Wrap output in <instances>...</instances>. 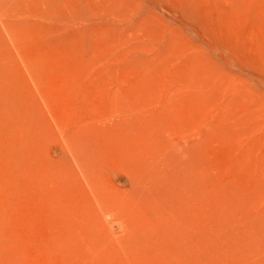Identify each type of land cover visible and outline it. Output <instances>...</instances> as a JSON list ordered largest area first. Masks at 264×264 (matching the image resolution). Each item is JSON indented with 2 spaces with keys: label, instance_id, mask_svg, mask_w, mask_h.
<instances>
[{
  "label": "rangeland",
  "instance_id": "rangeland-1",
  "mask_svg": "<svg viewBox=\"0 0 264 264\" xmlns=\"http://www.w3.org/2000/svg\"><path fill=\"white\" fill-rule=\"evenodd\" d=\"M0 99V264H264V0H0Z\"/></svg>",
  "mask_w": 264,
  "mask_h": 264
},
{
  "label": "bare ground",
  "instance_id": "bare-ground-1",
  "mask_svg": "<svg viewBox=\"0 0 264 264\" xmlns=\"http://www.w3.org/2000/svg\"><path fill=\"white\" fill-rule=\"evenodd\" d=\"M71 25H72V24H71ZM63 26H64V25H63ZM72 27H74V26H72ZM75 27H76V26H75ZM75 27H74V29H75ZM72 29H73V28H72ZM66 31H67V30H66ZM76 31H77V30H76ZM61 32H62V31H61ZM72 33H73V32H72ZM64 34H65V33H64ZM91 54H92V53H91ZM91 54H90V55H91ZM92 55H93V54H92ZM87 57H89V56H87ZM90 57H91V56H90ZM84 58H85V57H84ZM95 63H97V62H95ZM194 63H195V62H194ZM121 69H122V68H121ZM95 70H96V69H95ZM98 70H99V69H98ZM100 71H101V70H100ZM105 71H106V70H105ZM92 72H93V71H92ZM94 72H95V71H94ZM96 72H97V71H96ZM100 73H101V72H100ZM92 75H93V74H92ZM95 75H96V74H95ZM101 75H102V74H101ZM101 78H102V77H101ZM93 79H94V78H93ZM105 79H106V78H105ZM96 80H97V79H96ZM91 85H92V84H91ZM76 87H77V86H76ZM74 89H75V88H74ZM78 89H79V88H78ZM234 96H235V95H234ZM0 100H1V99H0ZM112 109H113V108H112ZM76 110H77V109H76ZM109 110H110V109H109ZM121 110H122V109H121ZM94 111H95V110H94ZM113 111L115 112V110H113ZM154 114H155V113H154ZM93 116H95V115H93ZM138 116H139V115H138ZM72 117H74V115H73ZM75 117H77V116H75ZM78 117H79V116H78ZM82 118L85 119V117H82ZM96 118H97V117H96ZM75 119H76V118H75ZM77 119H79V118H77ZM137 119H139V118H137ZM137 119H135V121H137ZM89 120H91V122H92V118H90ZM141 120H142V119H141ZM141 120H140L139 122H141ZM78 121H79V122H78ZM78 121H76V122L74 121V122H75V126H76V124H78V123H79V126H80V122H81V120H78ZM82 122H84V120H83ZM82 122H81V123H82ZM85 122H86V121H85ZM91 122H90V121H87V124H88V123L91 124ZM94 122H95V121H94ZM143 123H145V122H143ZM90 124H88L87 127H89ZM133 124H134V123H133ZM82 125H83V127H82ZM82 125H81V127H82V131H83V128H84L85 125H84V123H82ZM11 126H12V125H11ZM79 126L77 127V129L79 128ZM87 127H86V128H87ZM117 127H118V126H117ZM143 127H144V126H143ZM1 128H2V127H1ZM75 128H76V127H75ZM132 128H133V127H131V129H132ZM84 129H85V128H84ZM87 129H89V128H87ZM139 129H140V128H139ZM123 130H124V128H123ZM133 130H134V129H133ZM127 131H128V130H127ZM140 131H141V129H140ZM145 131H146V130H145ZM76 132H77V131H76ZM79 132H80V130H79ZM115 132L117 133V130H116ZM129 132H130V131H129ZM9 133H10V132H9ZM11 133H12V132H11ZM77 133H78V132H77ZM77 133H76V134H77ZM121 133H122V131H121ZM124 133H125V132H124ZM137 133H138V132H137ZM7 134H8V132H7ZM117 134H118V133H117ZM138 135H140V134H138ZM1 136H2V135H1ZM3 136H4V135H3ZM6 136H8V135H6ZM12 136H13V134H12ZM96 136H97V135H96ZM117 136H119V135H117ZM130 136H131V134H130ZM130 136H129V138H132V137H130ZM145 136H146V135H145ZM147 136H148V133H147ZM83 137H84V136H83ZM93 137H94V136H93ZM97 137H98V136H97ZM100 137H101V136H100ZM100 137H99V138H100ZM142 137H143V136H142ZM7 138H8V137H7ZM117 138H120V137H117ZM129 138H128V139H129ZM147 138H148V137H147ZM0 139H1V138H0ZM11 139H12V138H11ZM73 139H74V138H73ZM73 139H72V140H73ZM81 139H82V138H81ZM91 139H93V138H91ZM91 139H90V140H91ZM95 140H96V139H95ZM121 140H122V139H121ZM142 140H143V139H142ZM153 140H154V139H153ZM91 141H92V140H91ZM91 141H90V142H91ZM116 141H118V139H117ZM116 141L114 140V142H116ZM122 141H123V140H122ZM134 141H135V139H134ZM151 141H152V140H151ZM0 142H1V141H0ZM92 142H93L92 144L95 143L94 141H92ZM123 142L125 143V141H123ZM1 143H2V142H1ZM124 143H123V144H124ZM127 143H129V142H127ZM72 144H76L75 141H74V143H73V141H72ZM90 144H91V143H90ZM129 144H130V143H129ZM135 144H136V143H135ZM135 144H134V142H133V144H132L131 146L134 147ZM83 145H84V144H83ZM120 145H122V143H121ZM125 145H126V147H127L128 144H125ZM92 146H93V145H92ZM94 147H95V146H94ZM115 147H116V148H115V149L113 148V149H114V151H115V150L117 151V148H118V147H117V146H115ZM123 147H125V146L123 145ZM123 147H121L122 150H123ZM126 147H125V148H126ZM128 147H129V145H128ZM148 147H149L148 150H150V153H151V152L154 153L155 150H152L150 146H148ZM80 148H81V147H79V149H80ZM87 148H89V146H88ZM138 148L140 149L139 151H141V147H140V145H139ZM155 148H156V147H155ZM85 149H86V148H85ZM104 149H105V147H104ZM121 149H120V150H121ZM135 149H137V146H136V148H134V150H135ZM144 149H145V148H144ZM153 149H154V147H153ZM86 150H87V149H86ZM86 150H84V151H86ZM108 150H109V149H108ZM118 150H119V149H118ZM130 150H131V149H130ZM130 150H129V151H130ZM151 150H152V151H151ZM84 151H83V153H81V155L84 154ZM102 151H103V150H102ZM112 151H113V150H112ZM116 151H115V153H112L111 151H109V152H110L111 154H113L112 156H114V154H118V152H116ZM123 151H125V150H123ZM135 151H137V153H138V150H135ZM125 152H126V151H125ZM132 152H133V149H132ZM141 152H142V151H141ZM141 152H140V155L143 154V153L141 154ZM133 153H134V154H133ZM133 153H132V154H133L134 157L132 156V158H131L132 160L130 161V165H131V162L134 161V158H135V152H133ZM137 153H136V154H137ZM144 153H145V151H144ZM155 153H157V152H155ZM155 153H154V154H155ZM119 154H120V153H119ZM119 154H118V155H119ZM128 154H130V153H128ZM128 154H127V155H128ZM107 155H110V154L107 152ZM107 155H106V156H107ZM120 155H121V154H120ZM157 155H158V154H157ZM102 156H103V155H102ZM115 156H116V155H115ZM122 156H123V155H122ZM125 156H126V155H125ZM125 156H123V157H125ZM137 156H138V155H137ZM151 156L153 157V155H151ZM123 157L120 156V159H123ZM145 157H146V156H145ZM154 157H155V156H154ZM158 157H159V156H158ZM107 158H108V157H107ZM161 158H162V157H161ZM111 159H112V158H111ZM115 159H116V161H117V159H118V161L120 162V160H119V156H117V158H115ZM115 159H114V160H115ZM154 159H155V158H153V160H154ZM167 159H168V158L166 157V160H167ZM169 159H170V158H169ZM136 160H137V158L135 159V161H136ZM156 160H158V159H156ZM93 161H94V160H93ZM105 161H106V158H105ZM125 161H127V160H124V163H125ZM159 161H160V160H159ZM162 161H163V159L161 160V162H162ZM164 161H165V160H164ZM103 162H104V160H103ZM112 162H113V161H112ZM148 162H151V161H148ZM171 162H172V161H171ZM94 163H95V162H94ZM96 163H97V162H96ZM96 163H95V164H96ZM107 163H110V162H108V160H107ZM114 163H115V162H114ZM114 163H113V164H114ZM121 163H123V161H121ZM132 163H133V162H132ZM151 163H152V162H151ZM157 163H158V161H157ZM159 163H160V162H159ZM98 164H99V162H98ZM102 164H103V163H102ZM116 164H117V162H116ZM139 164H140V163H139ZM142 164H143V163H142ZM163 164H164V163H163ZM168 164H169V163H168ZM99 165H100V164H99ZM99 165H98V166H99ZM105 165H106V164H105ZM105 165H103V166H105ZM119 165H120V164H119ZM122 165H123V164H122ZM128 165H129V164H128ZM128 165H127V166H128ZM130 165H129V168H130ZM132 165H133V164H132ZM143 165H144V164H143ZM143 165L140 164L141 167H142ZM147 165H148L149 169H153V170L155 169V167H153V166H154L153 163H152L151 165H150V164H145V166H147ZM159 165H160V164H159ZM98 166L96 165V168H97ZM101 166H102V165H101ZM116 166H117V165H116ZM150 166H152L153 168H151ZM160 166H161V165H160ZM182 166H183V165H182ZM105 167H106V166H105ZM118 167L121 168V165L118 166ZM132 167H134V166H131V168H132ZM164 167H166V166H164ZM164 167H162V168H164ZM178 167H179V166H178ZM178 167H175L177 170H175V168L173 167V169H172L173 171L170 170V171H172V173H171L172 176L169 174L166 178H168V177H169L170 179L172 178L173 181H174V178H175V177L173 178V174H174V172L179 173V172H177V171H178L180 168L183 170V171H181V172H184V169L186 168V167H180V168L178 169ZM96 168H95V169H96ZM102 168L104 169V167H102ZM126 168H128V167H126ZM162 168H159V166H158V169H162ZM166 168H167V167H166ZM93 169H94V168H93ZM124 169H125V168H124ZM133 169H134V168H133ZM142 169H144V171H145L144 166L142 167ZM158 169H157V170H158ZM97 170H98V172H99V171L101 172L100 169H97ZM126 170H127V169H126ZM136 170H138V169H136ZM136 170H135V171H136ZM147 170H148V169H147ZM167 170H169V168H168ZM167 170H166V171H167ZM174 170H175V171H174ZM144 171H143V172H144ZM155 171H156V170H155ZM155 171H154V173H156ZM159 171H160V170H159ZM179 171H180V170H179ZM122 172H123V170H122ZM136 172H137V171H136ZM148 172H150V170H148ZM161 172L164 173V174H163L164 176H165V174L167 175V173H168V172L165 173L164 170H161ZM120 173H121V172H120ZM141 173H142V171H141ZM145 173H146V172H145ZM150 173H151V172H150ZM157 173H158V174H157ZM157 173H156V174H157L156 176L159 175V172H157ZM176 173H175V174H176ZM189 173H190V172H189ZM189 173L187 172V175H189ZM128 174H129V173H128ZM100 175H101V173H100ZM136 175H137V174H136ZM136 175H135V176H136ZM142 175L144 176V174H142ZM145 175H147V174H145ZM148 175H149V174H148ZM151 175H152V174H151ZM151 175H150V178H151ZM160 175H161V174H160ZM160 175H159V179L162 180L164 177H163V175H162V176H161L162 178H161ZM176 175H177V174H176ZM124 176H126V175H124ZM131 176H132V174L129 175V176H127V178L129 177V179H130ZM143 176H142V178H141V175H140V178H141L142 180L139 179L140 181H139V183L136 182V183H135L136 185H137V184H140V186H141V184H142L143 182H142V183H140V182L143 181V180L145 179V176H144V178H143ZM170 176H171V177H170ZM147 177H148V176H147ZM176 177H177V176H176ZM178 177H179V174H178ZM99 178H100V177H99ZM132 178H133V177H132ZM135 178H136V177H134V180H135ZM156 178H158V177H156ZM166 178H164L163 180H165ZM186 178H187V177H186ZM190 178H191V177H190ZM129 179H128L127 181H130ZM136 179H137V178H136ZM181 179H182V180H181ZM181 179H178V178H177V180H179V182H183V180H184V182H185V178H181ZM39 180H40V179H39ZM98 180H99V179H98ZM132 180H133V179H132ZM161 180H159L160 183H161ZM166 180H167V179H166ZM166 180H165V182H167V181L169 182V180H167V181H166ZM186 180H187V182H189L188 178H187ZM145 181H146V180H145ZM148 181L151 183L152 180H151V181L148 180ZM61 182H62V180H61ZM66 182H67V181H66ZM154 182H155V180H154ZM165 182H162L163 184L161 183V184H162V187L165 185ZM171 182H172V180H170V186L172 185ZM176 182H177V181H175V183H176ZM179 182L176 183V188H177V186H181V187L184 189L183 193H184V192H188V191L185 190V188L183 187V185L186 184L188 187H190V184H191L190 182H191V181L189 182V185H188L186 182H185L183 185H182V183H181V185H180ZM63 183H64V184H62V185H66L64 181H63ZM98 183H99V185H100V182H98ZM173 183H174V182H173ZM175 183H174V184H175ZM59 184H60V182H59ZM59 184H58V186H59ZM126 184H127V183H126ZM128 184H130V183H128ZM143 184H144V183H143ZM143 184H142V186H143ZM156 184H157V183H155V185H156ZM166 184H167V183H166ZM178 184H179V185H178ZM95 185H96V184H95V182H94V186H95ZM102 185H103V183H102ZM133 185H134V183H133ZM136 185H135V186H136ZM145 185H146V184H145ZM92 186H93V184H92ZM130 186H131V185H130ZM138 186H139V185H137V187H138ZM165 186H167V188L169 187V191L171 192V193H167V195H168V194H169V195L171 194V197H173V195H172V194H173V193H172L173 191L170 189V186H168V184L165 185ZM165 186H164V187H165ZM37 187H38V186H37ZM55 187H56V186H55ZM62 187H63V186H62ZM64 187H65V186H64ZM66 187L68 188L69 186L66 185ZM132 187H133V186H132ZM157 187H158V185H157ZM157 187H156V188H157ZM162 187H161V189H162ZM164 187H163L162 190H164ZM96 188H97V187H96ZM130 188H131V187H129L128 191L130 190ZM135 188H136V187H135ZM139 188H141V187H139ZM139 188H137V190H138ZM153 188H154V187H153ZM176 188H175V189H176ZM131 189H132V188H131ZM133 189H134V188H133ZM133 189H132V190H133ZM177 189L179 190L180 187L177 188ZM56 190H57V188H56ZM144 190H146V189H144ZM148 190H149V189H147L146 192H149V193H150V191H148ZM150 190H151V189H150ZM152 190H153V189H152ZM178 190H177V191H178ZM180 190H181V189H180ZM154 191H155V190H154ZM165 191H166V189H165ZM93 192H94V191H93ZM100 192H101V190H100ZM103 192H104V191H103ZM131 192H134V190L131 191ZM131 192H129V194H131ZM140 192H141V190H140ZM163 192H164V191H163ZM98 193H99V192H98ZM109 193H110V192H109ZM115 193H116V192H115ZM137 193H138V192H137ZM149 193H148V195H149ZM158 193H159V192H157V194H158ZM177 193H178V192H177ZM188 193H189V192H188ZM95 194H96V192H95ZM95 194H94V195H95ZM102 194H103V193H102ZM102 194H101V195H102ZM105 194H106V192H105ZM116 194H117V193H116ZM124 194H125V193H124ZM126 194H127V193H126ZM141 194H142V193H141ZM144 194H145V191H144ZM144 194H143V197H144V196L147 197V195H144ZM146 194H147V193H146ZM150 194H151V193H150ZM152 194H153V193H152ZM152 194H151L150 196H153V197H151L150 200L155 199V195H152ZM155 194H156V193H155ZM175 194H176V192H175ZM180 194H181V193H180ZM184 194H186V193H184ZM55 195H56V194H55ZM101 195H100V197H101ZM117 195H119V193H118ZM131 195H133V194H131ZM138 195H139V193H138ZM188 195H190V194H188ZM58 196H59V195H58ZM102 196H103V195H102ZM106 196H107V195H106ZM121 196H122V194H121ZM139 196H140V195H139ZM191 196H192V195H191ZM114 197H115V196H114ZM116 197H117V196H116ZM128 197H129V196H128ZM128 197H127V198H128ZM140 197H141V196H140ZM146 197H145V198H146ZM160 197H161V196H160ZM166 197L171 198V197H169V196H166ZM106 198H107V197H106ZM130 198H132V196H131ZM136 198H137V196H136ZM161 198H162V197H161ZM174 198H175V197H174ZM46 199H47V198H46ZM68 199H69V198H68ZM76 199H77V198H76ZM102 199H103V198H102ZM108 199H109V198H108ZM108 199H107V201H108ZM110 199H111V197H110ZM112 199H113V198H112ZM114 199H115V198H114ZM117 199L119 200V198H117ZM120 199H121V197H120ZM146 199L148 200V197H147ZM172 199H173V198H172ZM53 200H54V199H53ZM63 200H64V199H63ZM100 200H101V199H100ZM100 200H99V201H100ZM105 200H106V199H105ZM121 200H122V199H121ZM121 200H120L119 202H121ZM130 200H131V199H130ZM139 200H140V198H139ZM142 200H144V199H141L140 201H142ZM150 200H149V202H150ZM155 200H156V199H155ZM167 200H168V199H167ZM169 200H170V199H169ZM56 201H57V200H56ZM101 201H102V200H101ZM101 201H100V202H101ZM110 201H111V200H110ZM124 201L127 202V199L123 198V202H124ZM134 201H135V199H134ZM134 201H133V202H134ZM140 201H139V202H140ZM156 201H157V200H156ZM158 201H159V200H158ZM100 202H99V203H100ZM102 202H103V201H102ZM112 202H113V201H112ZM126 202H124V207H125V209H126V206H125ZM128 202H129V199H128ZM133 202H130V204L132 205ZM139 202H137V203H139ZM147 202H148V201H147ZM152 202H154V201H152ZM152 202H150L149 204L152 205V204H153ZM162 202H163V201H162ZM167 202H169V201H167ZM55 203H56V202H55ZM113 203H114V202H113ZM137 203H135V204H137ZM140 203H141V202H140ZM155 203H156V202H155ZM10 204H11V203H10ZM77 204H78V203H77ZM115 204H117V205H118V208H119V203H118V202H115ZM149 204L147 203V207L150 206ZM156 204H157V203H156ZM156 204H155V206H156ZM53 205H54V203H53V204H50V208H51ZM110 205H112V203H111ZM122 205H123V203L121 204V208H122ZM142 205H143V204H141V206H142ZM157 205H158V204H157ZM160 205H161V204H160ZM162 205H163V204H162ZM165 205H167V204L165 203ZM11 206H12V205H11ZM62 206H63V205H62ZM114 206H116V205H114ZM129 206H130V205H129ZM153 206H154V205H152V207H153ZM155 206H154V207H155ZM104 207H105V206H104ZM156 207H157V206H156ZM164 207H165V206H164ZM167 207H168V205H167ZM50 208H49V209H50ZM58 208H59V207H58ZM58 208L56 207V209H58ZM150 208H151V206L149 207V209H150ZM160 208H161V207H160ZM160 208H158V209H160ZM165 208H166V207H165ZM168 208H169V207H168ZM56 209H55V207H54V209H53L54 211H52V210H50V211H51L52 213L57 214V211L55 212ZM112 209H113V207H112ZM115 209H116V207H115ZM115 209H114V210H115ZM122 209H123V208H122ZM122 209H121V210H122ZM143 209H144V208H143ZM155 209H156V208H155ZM155 209H154V210H155ZM70 210H72V209H70ZM70 210H69V211H70ZM86 210H88V209H86ZM102 210H104L103 207H102ZM131 210H132V209H131ZM141 210H142V209H141ZM141 210L139 209V212H140ZM28 211H29V210H28ZM50 211H49L48 213H51ZM83 211H84V209H83ZM89 211H90V210H89ZM89 211H88V212H89ZM99 211H100V210H99ZM117 211H118V209H117ZM117 211H116V212H117ZM127 211H128V209H127ZM129 211H130V210H129ZM129 211H128V213H127V212H124L123 214H129ZM132 211H133V210H132ZM137 211H138V209H137ZM148 211H150V210H148ZM155 211H156V212L154 213V215L157 214V216H158L159 214L157 213V209H156ZM169 211H171V210H169ZM169 211H168V212H169ZM66 212H67V211H66ZM66 212H65V213H66ZM108 212H110V211H108V209H107L106 214H107ZM116 212H115V213H116ZM130 212H131V211H130ZM141 212H142V215H143V210H142ZM141 212H140V213H141ZM160 212H162L161 209H160ZM160 212H159V213H160ZM171 212H172V211H171ZM52 213H51V217H53V216H52ZM58 213H59V212H58ZM85 213H86V212H85ZM115 213H114V214H115ZM133 213H134V212H133ZM133 213H132V214H133ZM148 213H149V212H148ZM148 213H147V214H148ZM169 213H170V212H169ZM16 214H17V213H16ZM55 214H53V215H55ZM66 214H67V213H66ZM70 214H71V213H70ZM78 214H79V212H78ZM114 214H113V218L115 217L116 220L118 221L119 217H118V216H115ZM120 214H121V213H120ZM145 214H146V213H145ZM88 215H90V216H89V219L91 220L92 215H94V214H93V211H92V214H87V216H88ZM121 215H122V214H121ZM135 215H136V214H135ZM151 215H153V214H151ZM161 215H162V216L164 215L163 212H162ZM49 216H50V215H49ZM57 216H58V215H57ZM67 216H68V215H67ZM71 216H73V215L71 214ZM123 216H125V215H123ZM123 216H122V217L120 216V218L122 219ZM126 216H127V215H126ZM126 216H125V217H126ZM128 216H129V215H128ZM143 216H144V219H145V217H147V216H145V215H143ZM159 216H160V215H159ZM159 216H158L157 218H159ZM51 217H50V218H51ZM55 217H56V216H54V218H55ZM78 217H79V216H78ZM90 217H91V218H90ZM109 217H112V215L109 216ZM117 217H118V218H117ZM125 217H124V218H125ZM132 217H133V216H132ZM139 217H140V215H139ZM139 217H138L137 219H139ZM155 217H156V215H155ZM163 217H164V216H163ZM163 217H162V218H163ZM74 218H76V217H74ZM74 218H72L71 221H73V223L75 224V221H74L75 219H74ZM86 218L88 219V217H86ZM86 218H85V219H86ZM124 218H123V219H124ZM130 218H131V217H130ZM130 218L127 217L129 223L126 222V223L129 224V226L132 224V223L130 224L131 219H134V218H131V219H130ZM140 218H141V217H140ZM55 219H56V218H55ZM73 219H74V220H73ZM94 219H95V218H94ZM121 219H119V220H121ZM129 219H130V221H129ZM166 219H167V218H165V220H166ZM50 220H52V219H50ZM59 220H62V219H59ZM90 220H88V223H87V224H89V221H90ZM135 220H136V219H134V221H135ZM145 220L148 222V218L145 219ZM153 220H154V219H153ZM160 220H161V216H160ZM162 220H163V219H162ZM168 220H169V219H168ZM170 220H171V218H170ZM62 221H63V220H62ZM77 221H78V220H77ZM81 221H82V220H81ZM143 221H144V220H143ZM143 221H141V222H143ZM150 221H151V220H150ZM155 221H156V220H155ZM157 221H159V220L157 219ZM58 222H59V221H58ZM85 222H86V220H85ZM91 222H92V221H91ZM121 222H123V223H121V230H124L125 228H128V227H129L124 221H121ZM132 222H133V221H132ZM147 222H145V223H147ZM161 222H162V221H161ZM164 222H165V221H163L162 223H164ZM55 223H56V222H55ZM61 223H64V222H61ZM61 223H60V224H61ZM68 223L71 225V222L68 221ZM80 223H81L80 225L83 226V223H82V222H80ZM97 223H98V222H97ZM124 223H125V224H124ZM145 223H144V225L146 226ZM149 223H150V222H149ZM53 224H54V223H53ZM64 224H65V223H64ZM76 224H77V223H76ZM135 224H137V222H136ZM57 225H58V223H57ZM70 225H69V228H70ZM80 225H79V228L82 227V226L80 227ZM84 225H86V224H84ZM92 225H93V224L91 223V226H90L91 228H90L89 226H87V227L85 226V227L88 228V229H93L92 227H94V226H92ZM97 225H98V224H97ZM97 225H95V226H97ZM126 225H127L128 227H127ZM67 226H68V225H67ZM72 226H74V225L72 224L71 227H72ZM75 226H76V225H75ZM77 226H78V225H77ZM134 226H137V225L132 224V227H134ZM145 226H143V228H144ZM147 226H149V224H148ZM48 227H49V225H48ZM56 227H57V226H56ZM62 227H63V226H62ZM64 227H65V225H64ZM64 227H63V228H64ZM149 227H150V226H149ZM69 228H67V229L64 228V229H65V233H67L66 231L69 230ZM72 228H73V227H72ZM72 228H70V230H72ZM75 228H77V227H75ZM75 228H74L73 230H75ZM86 228L83 230V231H85V232L82 234V236L80 235V236L78 237V235H77L78 238H81V237L83 238V235H84L85 233H86V234H85L84 236H86V238H88L89 236H91L90 233H91V231H93L94 229L90 231V230H88V229H86ZM94 228H95V227H94ZM98 228H99V226H98ZM104 228H105V226H104ZM143 228L141 227V229H143ZM146 228H148V227H146ZM146 228H144V231H145ZM170 228H171V227H170ZM64 229H63V231H64ZM81 229H82V228H81ZM157 229H159V228H157ZM70 230H69V231H70ZM117 230H118V229H117ZM127 230H130V233H129V235H130V234L135 230V228H134V229H131V228L129 227V229H126L125 232H126ZM131 230H132V231H131ZM151 230H152V229H150V231H151ZM154 230H156V229H154ZM192 230H193V229H192ZM192 230H190V231H192ZM29 231H30V230H29ZM88 231H90V233L88 234L89 236H87ZM95 231H98L97 228H96ZM114 231H115V230H114ZM114 231H113V232H114ZM144 231H143V233L141 232V233H139V234L144 236V235L146 234V231H147V230H146L145 232H144ZM150 231H149V237H151L150 235H152V233H153L152 231H151V233H150ZM173 231H174V232H177V230L175 231L174 228H173ZM190 231H189V232H190ZM54 232H55V231H54ZM56 232H57V233H56ZM56 232H55V235H56V234L58 235V234H59L58 230H57ZM74 232H75V231H74ZM108 232H109V231H108ZM108 232H107V233H108ZM122 232H123V231H122ZM134 232H135V234H136V230H135ZM155 232H156V231H154V233H155ZM174 232H173V233H174ZM189 232H187V233H189ZM65 233L62 232V234H64V236H66V237H63V238L60 237V238H59V235H58V238H59V239H57V240L62 241L64 238L67 239V238H68V235H67V234L65 235ZM70 233L74 234V233L71 232V231H70ZM81 233H82V232H81ZM98 233H99V231H98ZM119 233H120V232H119ZM137 233H138V232H137ZM144 233H145V234H144ZM154 233H153V234H154ZM192 233H193V232H192ZM32 234H33V233H32ZM38 234H39V233H38ZM72 234L70 235L72 241L70 240V241H68V242H71V243H72V244H71L72 247H73V248L71 247L72 250L74 249V251H75L76 253H78L77 255L79 256L80 253H79L78 251L81 250V249L77 248L76 245L74 246V244H75V239H73L74 237H72V236H73ZM79 234H80V232H79ZM132 234L135 235L134 233H132ZM189 234H191V233H189ZM189 234H188V236H189ZM92 235H93V234H92ZM95 235H97V234H95ZM108 235H109L108 238H109L110 236H112L111 234H108ZM123 235L126 236L125 234H121L120 236L122 237ZM133 235H132V236H133ZM137 235H138V234H137ZM137 235L134 236V237L138 238ZM155 235H156V234H155ZM179 235H181V234H179ZM179 235H178V237H179ZM101 236H102L101 234H100V237H99V235H98L99 238H101ZM114 236H115V235H114ZM114 236H112V237H114ZM120 236H118V238H120ZM124 236H123V237H124ZM130 236H131V235H130ZM132 236H131V238H132ZM152 236H154V235H152ZM190 236H191V235H190ZM92 237H93V236H92ZM96 237H97V236H96ZM96 237H94L93 240H96V239H97ZM123 237H122V238H123ZM128 237H129V236H128ZM53 238H54V237H53ZM78 238H76V239H78ZM86 238L84 237V240H85ZM89 238H90V237H89ZM95 238H96V239H95ZM118 238H117V241H118V240L120 241V239H118ZM124 238H126V237H124ZM136 238H135V240H136ZM146 238L149 239L148 237H146ZM158 238H159V237H158ZM158 238H157V239H158ZM46 239H47V238H46ZM55 239H56V237H55ZM66 239H65V240H66ZM69 239H70V238H69ZM69 239H68V240H69ZM101 239L104 240L103 236H102ZM109 239H110V238H109ZM133 239H134V238H133ZM133 239H131V241H132ZM153 239H154V238H153ZM161 239H163V238H161ZM188 239H189V238H188ZM188 239H187V240H188ZM190 239H191V237H190ZM41 240H43V239H41ZM103 240H102V241H103ZM112 240H113V239H112ZM112 240H111V243H112ZM124 240H125V239H124ZM135 240H134V241H135ZM177 240H178V239H177ZM39 241H40V240H39ZM39 241H38V242H39ZM73 241H74V243H73ZM89 241H90V240H89ZM89 241H88V242H89ZM96 241H98V240H96ZM100 241H101V240H100ZM117 241H116V242H117ZM119 241H118V242H119ZM126 241H128V240H126ZM144 241H145V240H144ZM149 241H150V240H149ZM158 241H159V240H158ZM185 241H186V240H185ZM34 242H35V241H34ZM44 242H45V241H44ZM55 242H57V241H55ZM55 242H54V243H55ZM66 242H67V240H66ZM77 242H78V240H77ZM80 242H82V240H81ZM80 242H79V244L81 245L82 243H80ZM85 242H86V241H85ZM91 242H92V241H91ZM136 242H137V241H136ZM142 242H143V241H142ZM142 242H141V243H142ZM146 242H147V241H146ZM146 242H145V243H146ZM150 242H151V241H150ZM186 242H187V241H186ZM190 242H191V241H190ZM190 242H189V243H190ZM47 243H48V242H47ZM51 243H53V242H51ZM54 243H53V245H55L56 248H54V247H53V248H54V249H57V252H58V250H60V249H58V246H59V245L56 246V244H54ZM59 243H60V242H59ZM59 243H57V244H59ZM64 243H65V242H64ZM64 243H63V245H62V243H61V245L64 246ZM93 243H94V242H93ZM104 243H105V241H104ZM114 243H115V242H114V240H113L112 245H113ZM134 243H135V242H133V243H131V244H134ZM141 243H140V245H141ZM148 243H149V242H148ZM152 243H153V242H152ZM158 243H159V242H158ZM169 243H171V242H169ZM169 243H168V244H169ZM191 243H192V242H191ZM38 244H39V243H38ZM86 244H87V243H86ZM86 244L84 243V247H87V246H88V245L86 246ZM115 244H116V243H115ZM47 245H48V244H46V246H47ZM49 245H51V244L49 243ZM98 245H100V244H96V245H94V246H96V248H95L93 245H92V246H89V247H90V248L93 247V249L95 248L94 250H97V248L99 247ZM101 245H102V244H101ZM140 245L138 246V248L140 247ZM143 245H144V244H143ZM174 245H175L174 242H172L169 246L171 247V246H174ZM176 245H177V244H176ZM46 246H45V247H46ZM51 246H52V245H51ZM62 246H59V248L62 247ZM81 246H82V245H81ZM105 246H106V243H105ZM118 246H119V245H118ZM123 246L125 247L126 244L123 245ZM123 246H122V244L120 245V247H123ZM128 246H129V244H127V247H126V248L129 249L130 246H129V247H128ZM157 246H159V245H157ZM157 246H156V247H157ZM166 246H167V244H166ZM37 247H38V246H37ZM42 247L44 248V246L42 245L41 247H39V249L41 248V250H44V249L46 250V248L42 249ZM49 247H50V246H49ZM74 247H76L77 251H76V249H75ZM101 247H102V246H101ZM141 247H142V246H141ZM145 247H146V246H145ZM148 247H150V245H149ZM151 247H152V246H151ZM160 247H162V246H160ZM179 247H180V246H178V248H176V247H175V248L178 250ZM186 247H187V246H186ZM189 247H190V245H189ZM22 248H24V247H22ZM50 248H51V250H49V251H54V250H52V249H53L52 247H50ZM130 248H131V247H130ZM136 248H137V246H136ZM171 248H172V247H171ZM171 248H170V249H171ZM180 248H181V247H180ZM182 248L185 249L183 246H182ZM182 248H181V249H182ZM0 249H1V248H0ZM37 249H38V248H37ZM47 249H49V248H47ZM67 249H69V247H67ZM84 249H85V248H84ZM88 249H89V248H87V250H88ZM108 249H109V248H108ZM133 249H134V251H133ZM187 249H188V248H187ZM191 249H192V248H191ZM5 250H6V249H5ZM61 250H63V247L61 248ZM72 250H70L69 254H70V253H71V254L74 253V251L72 252ZM129 250H130V251H133V252H131V253H135V251L138 250V249H135V247H134V248L132 247V250H131V249H129ZM129 250H128V251H129ZM189 250H190V249H189ZM2 251H3V250H2ZM49 251H47V252H49ZM109 251H111V250H109ZM113 251H114V250H113ZM185 251H186V250H182V252H184V253H185ZM187 251H188V250H187ZM206 251H207V250H206ZM0 252H1V251H0ZM42 252H43V251H42ZM42 252H41V253H42ZM54 252H55V251H54ZM86 252H87V251H86ZM86 252H85V254H87ZM96 252H97V251H96ZM139 252H140V251H139ZM178 252H179V251H178ZM188 252H189V251H188ZM207 252L209 253V251H207ZM207 252H206V254H207ZM210 252H211V251H210ZM82 253H83V252H82ZM82 253H81V255H82ZM89 253H90V252H89ZM91 253H92V252H91ZM109 253H110V252H107L108 255H110ZM111 253H112V251H111ZM124 253H125V252H124ZM129 253H130V252H129ZM131 253H130V254H131ZM146 253H147V252H146ZM146 253H145V254H146ZM176 253H177V252H176ZM202 253H205V252H202ZM44 254H46V253L44 252ZM53 254H54V253H53ZM55 254H57V253H55ZM60 254H61V253H60ZM60 254L58 253V255H60ZM71 254H70V255H71ZM83 254H84V253H83ZM85 254H84V255H85ZM94 254H95V253H94ZM104 254H105V253H104ZM107 254L104 255V256L108 258ZM114 254L117 255V253L114 252L113 255L111 254V256H115ZM118 254H119V252H118ZM137 254H139V253H137ZM180 254H181V252H180ZM189 254H193V252H192V253L189 252ZM209 254H210V253H209ZM250 254H251V253H250ZM255 254H256V253H255ZM255 254H254V255H255ZM50 255L52 256L51 253H50ZM74 255L76 256V254H73V255H71L70 258H71V261L74 260V262H75V260H77L78 258H77V259H74V258L77 257V256L74 257ZM119 255H120V254H119ZM131 255H132V254H131ZM173 255H174V253H173ZM175 255H176V254H175ZM196 255H197V254H196ZM212 255H213V254H212ZM54 256H55V255H54ZM61 256H62V255H61ZM61 256H59V258H60ZM67 256L69 257V255H67ZM72 256H73V258H72ZM97 256H98V254H97ZM135 256H136V255H135ZM146 256H147V255H146ZM182 256H184V255L182 254L181 256H179V258L182 257ZM190 256H191V255H190ZM192 256H193V255H192ZM199 256H201V255H199ZM210 256H211V254H210ZM223 256H224V255H223ZM234 256H235V255H234ZM248 256H249V255H248ZM256 256H257V255H256ZM44 257H46V256H44ZM44 257H43V258H44ZM82 257H84V256L82 255L80 258H82ZM85 257L87 258V256H85ZM85 257H84V258H85ZM92 257H96V254H95V256H94V255L91 256V258H92ZM115 257H116V256H115ZM121 257H122V256H121ZM147 257H148V256H147ZM154 257H155V256H154ZM175 257H177V256H175ZM187 257H189V256L187 255ZM187 257L185 256V258H187ZM194 257H196V256L194 255ZM216 257H217V255L213 258V260H215V262H216L217 259H218V262H216V264H218V263L221 264L222 261H221V263L219 262V259H220L221 257L215 259ZM253 257H254V256H253ZM259 257H260V256H259ZM52 258H53V257H51V260H52ZM89 258H90V257H89ZM107 258H102V259H101L100 256H99V259L103 260V262L105 261V263H106ZM122 258H123V257H122ZM130 258H131V257H130ZM155 258H156V257H155ZM177 258H178V257H177ZM179 258H178V259H179ZM197 258H198V256H197ZM209 258H210V257H209ZM222 258H223V257H222ZM46 259H47V258H46ZM54 259H57V258L54 257ZM65 259H67V258H65ZM72 259H73V260H72ZM104 259H106V260H104ZM108 259L111 260L110 257H109ZM131 259H132V258H131ZM158 259H159V258H158ZM178 259H175V260L177 261ZM207 259H208V255H207ZM210 259H211V258H210ZM210 259H208V261H209ZM250 259H251V258H250ZM69 260H70V259H69ZM112 260H113V262L115 261V259H112ZM153 260H155V259H153ZM165 260H166V259H165ZM172 260H173V257H172ZM172 260H171V261H172ZM175 260H174V261H175ZM181 260H182V258L180 259V264H182V263H181V262H182ZM186 260H187V259H186ZM190 260H191V259H190ZM221 260H222V259H221ZM223 260H225V259L223 258ZM232 260L234 261V259H232ZM246 260H248V258H246L245 261H246ZM254 260H255V259H254ZM254 260L252 259V260H250L249 262H252V261H253V262H256V261H254ZM61 261L63 262L62 259H61ZM86 261H87V260H86ZM108 261H109V260H108ZM131 261H132V260H131ZM143 261H144V260H143ZM211 261H212V260H211ZM225 261H227V260H225ZM225 261H224V262H225ZM233 261L229 260L228 262L234 263L236 260H235L234 262H233ZM237 261H238V259H237ZM46 262H48V261L46 260ZM51 262H52V261H51ZM56 262H57V261H56ZM64 262H65V261H64ZM64 262H63V263H64ZM98 262L101 263V261H98ZM98 262H97V263H98ZM103 262H102V263H103ZM110 262H111V264H113L112 261H109V263H110ZM158 262H159V261H158ZM193 262H194V261H193ZM193 262H192V263H193ZM199 262H200V260H199ZM49 263H50V262H48V264H49ZM57 263H60V262H57ZM57 263H55V264H57ZM65 263H66V262H65ZM72 263H73V262H72ZM83 263H84V261H83ZM85 263H86V262H85ZM93 263H94V262H93ZM95 263H96V262H95ZM140 263H141V262H140ZM154 263H155V261H154ZM166 263H167V262H166ZM172 263H173V261H172ZM172 263H170V264H172ZM208 263H209V262H208ZM212 263H213V261H212ZM226 263H227V262H225V264H226ZM50 264H53V263H50ZM67 264H68V263H67ZM73 264H74V263H73ZM91 264H92V263H91ZM98 264H99V263H98ZM107 264H108V263H107ZM120 264H124V262H123V263H120ZM129 264H130V262H129ZM151 264H152V261H151ZM168 264H169V263H168ZM175 264H176V263H175ZM178 264H179V262H178ZM188 264H189V263H188ZM201 264H202V263H201ZM222 264H223V263H222ZM229 264H230V263H229ZM237 264H238V263H237ZM257 264H258V263H257Z\"/></svg>",
  "mask_w": 264,
  "mask_h": 264
}]
</instances>
